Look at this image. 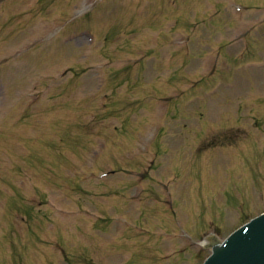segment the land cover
<instances>
[{"label":"rangeland","instance_id":"rangeland-1","mask_svg":"<svg viewBox=\"0 0 264 264\" xmlns=\"http://www.w3.org/2000/svg\"><path fill=\"white\" fill-rule=\"evenodd\" d=\"M124 1L96 0L95 13L92 0L0 3V264H62L59 254L67 245L73 264L84 254L97 259L95 264H118L120 256H111L116 247L143 255L137 263L202 264L210 251L197 254L194 245L214 232L222 240L264 211V123L257 128L252 120L264 110L251 100L239 107L241 83L251 89L260 78L264 84L263 64L251 65L264 61V25L245 39L252 49L247 60L232 69L229 61L244 47V41L233 43L236 29L264 24V0H237L259 8L239 17L224 9L230 0L215 1L223 2L220 8L206 0ZM218 8L213 26L206 12ZM86 30L99 43L84 36ZM181 40L186 42L180 52L194 55L223 46L217 75L194 91H188L186 78L207 73V62L177 52ZM143 56L150 70H144L145 62L120 66ZM156 121L165 133L156 138L152 132L151 140L147 133ZM157 150L158 167L144 183L121 172L80 185L88 193L60 190L78 187L89 172L133 168L139 174L143 158L148 161ZM152 179L163 180L160 197L168 198L169 207L161 199L148 202L158 192ZM142 188L150 193L143 206L124 203ZM112 190L124 194L117 200ZM97 205L106 210L94 213ZM92 220L109 224L91 230L84 222ZM87 228L96 235L90 245ZM116 232L126 237L113 242ZM56 245L60 250L50 247Z\"/></svg>","mask_w":264,"mask_h":264},{"label":"water","instance_id":"water-1","mask_svg":"<svg viewBox=\"0 0 264 264\" xmlns=\"http://www.w3.org/2000/svg\"><path fill=\"white\" fill-rule=\"evenodd\" d=\"M210 264H264V218L231 237Z\"/></svg>","mask_w":264,"mask_h":264}]
</instances>
